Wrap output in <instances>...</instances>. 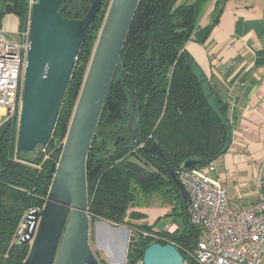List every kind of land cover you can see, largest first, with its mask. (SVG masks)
Returning a JSON list of instances; mask_svg holds the SVG:
<instances>
[{"label":"trees","instance_id":"trees-1","mask_svg":"<svg viewBox=\"0 0 264 264\" xmlns=\"http://www.w3.org/2000/svg\"><path fill=\"white\" fill-rule=\"evenodd\" d=\"M31 1H5L20 19L19 31L29 27ZM208 1H139L121 53L123 75L117 68L88 153L89 218L92 223L106 220L133 230L127 264L142 261L141 249L154 242L173 243L186 264H199L190 252L202 231L190 222L189 203L184 204L167 168L142 147L158 144L177 176L186 159L197 158L201 160L198 167H203L229 149L233 130L230 104L186 49ZM92 2L65 0L60 12L68 18H84ZM111 2L102 0L82 40L47 145L37 153L19 151L18 119L0 126V264H22L28 256L31 245L18 244L16 232L26 213L45 205ZM130 92L140 119L135 131L140 144L132 143L127 129ZM140 193H163L179 200L180 206L175 204L174 209L180 207L182 225L170 232L139 222L146 213L132 206Z\"/></svg>","mask_w":264,"mask_h":264},{"label":"water","instance_id":"water-1","mask_svg":"<svg viewBox=\"0 0 264 264\" xmlns=\"http://www.w3.org/2000/svg\"><path fill=\"white\" fill-rule=\"evenodd\" d=\"M65 0H33L29 24V48L24 71L18 150L37 153L53 134L82 40L102 0H93L84 18H68L60 12ZM140 0H112L70 128L64 142L49 195L42 209L28 212L26 233L18 244L30 243L22 264H101L89 242L90 218L86 163L97 125L117 68L123 75L121 53ZM10 8V4H7ZM189 68V65H186ZM136 103L130 92L127 129L132 143L140 144ZM3 136V133H2ZM142 149L160 161L181 191L189 196L158 144ZM201 164L184 161V168ZM143 264H186L173 243H151L141 249Z\"/></svg>","mask_w":264,"mask_h":264},{"label":"crops","instance_id":"crops-1","mask_svg":"<svg viewBox=\"0 0 264 264\" xmlns=\"http://www.w3.org/2000/svg\"><path fill=\"white\" fill-rule=\"evenodd\" d=\"M5 1L0 28L18 34L20 19ZM186 49L230 104L229 149L216 159L215 170L202 175L226 187L227 208L237 211L257 200L264 181V0H209ZM3 118L0 108V126ZM96 223L111 234L120 229L106 220Z\"/></svg>","mask_w":264,"mask_h":264},{"label":"built area","instance_id":"built-area-1","mask_svg":"<svg viewBox=\"0 0 264 264\" xmlns=\"http://www.w3.org/2000/svg\"><path fill=\"white\" fill-rule=\"evenodd\" d=\"M32 3L33 0L31 6ZM28 48L29 27L18 34L0 28V108L4 110L1 126L9 120L20 119ZM215 161L203 167H182L178 173L189 196L190 222L204 234L190 256L199 264H263L264 181L260 180L255 202L230 211L226 187L202 175L203 170L216 169ZM27 214L20 221L16 240L26 233ZM177 229L176 223L169 222L164 230L173 232ZM145 235L149 233L145 232Z\"/></svg>","mask_w":264,"mask_h":264},{"label":"rangeland","instance_id":"rangeland-1","mask_svg":"<svg viewBox=\"0 0 264 264\" xmlns=\"http://www.w3.org/2000/svg\"><path fill=\"white\" fill-rule=\"evenodd\" d=\"M184 1L193 2L195 0H179V3ZM98 38L96 39L97 41ZM175 204L180 206V201L175 199V197L174 199H168L164 197L163 193H140L132 209L146 213V217L139 220V222L144 221L153 225L156 229H162L169 222L174 224L175 221L179 220V213L181 210L180 207L174 209L176 206ZM118 227L120 229L111 234L107 229H104V226L101 227L97 225L96 221L92 223L90 220L89 242L97 258L101 261V264H127L126 256L133 230L125 226ZM99 248L102 249L101 251L104 253L99 251ZM136 264H143V262L139 260Z\"/></svg>","mask_w":264,"mask_h":264}]
</instances>
